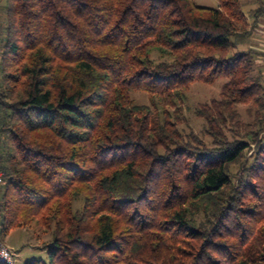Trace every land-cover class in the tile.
Returning <instances> with one entry per match:
<instances>
[{
	"label": "trees",
	"instance_id": "16d2710c",
	"mask_svg": "<svg viewBox=\"0 0 264 264\" xmlns=\"http://www.w3.org/2000/svg\"><path fill=\"white\" fill-rule=\"evenodd\" d=\"M217 1L0 0V240L51 235L26 264H264V0ZM218 79L207 142L178 125Z\"/></svg>",
	"mask_w": 264,
	"mask_h": 264
},
{
	"label": "rangeland",
	"instance_id": "374dc122",
	"mask_svg": "<svg viewBox=\"0 0 264 264\" xmlns=\"http://www.w3.org/2000/svg\"><path fill=\"white\" fill-rule=\"evenodd\" d=\"M194 1L197 5L202 7L216 8L218 6L217 0ZM255 7L256 4L252 2V0H243V11L246 15ZM253 74L257 77H261V81L264 84V77H262V74L257 67ZM224 83V79H218L213 84L209 85L202 82L193 83L186 94L187 99L183 110L184 121L178 125V128L184 132L192 130L208 142L209 137L203 134L205 122L202 118H199L196 115V111L202 105L207 104L212 100H218L219 95L222 93ZM131 96L136 104H149V98L143 92H132ZM236 111L239 119L243 123H252L253 116L251 112L253 109L250 105H238ZM227 134L229 135V133ZM76 207H80V203H77ZM2 239L3 240H0V242L6 245L14 253L16 264H26L34 259L43 262L47 261V252L44 249V245L50 242V234H38L27 227H20L11 229Z\"/></svg>",
	"mask_w": 264,
	"mask_h": 264
},
{
	"label": "crops",
	"instance_id": "0c3cea01",
	"mask_svg": "<svg viewBox=\"0 0 264 264\" xmlns=\"http://www.w3.org/2000/svg\"><path fill=\"white\" fill-rule=\"evenodd\" d=\"M254 35L252 36V47L261 54L256 60V67L264 77V18L255 24Z\"/></svg>",
	"mask_w": 264,
	"mask_h": 264
},
{
	"label": "built area",
	"instance_id": "2783aa9c",
	"mask_svg": "<svg viewBox=\"0 0 264 264\" xmlns=\"http://www.w3.org/2000/svg\"><path fill=\"white\" fill-rule=\"evenodd\" d=\"M264 138V137H263ZM4 137L0 135V148ZM4 172L0 169V184L2 183ZM0 264H16L15 255L11 249L0 242Z\"/></svg>",
	"mask_w": 264,
	"mask_h": 264
}]
</instances>
